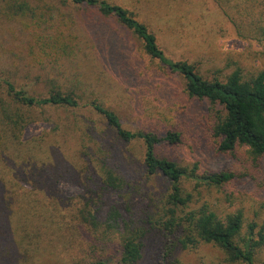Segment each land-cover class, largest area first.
<instances>
[{
	"label": "rangeland",
	"instance_id": "obj_1",
	"mask_svg": "<svg viewBox=\"0 0 264 264\" xmlns=\"http://www.w3.org/2000/svg\"><path fill=\"white\" fill-rule=\"evenodd\" d=\"M104 1L131 12L156 36L167 57L186 60L204 79L223 81L235 70L247 79L264 71V0L256 5L251 0ZM67 9L70 20L65 30L76 36L72 44L80 46L81 54L57 61L42 59L26 68L21 63L15 70L28 77L20 78L24 85L42 93L48 80L54 79L85 99L97 98L127 129L153 130L161 137L179 133V144L158 148L160 158L195 171L196 176L237 174L234 182L220 189L200 187L199 194L192 191L194 182H185V191L193 195L190 208L207 202L219 214L241 209L246 221L263 223L264 157L253 164L244 150L233 155L219 153V140L212 132L218 107L189 98L182 81L148 59L141 42L115 20L82 8ZM13 43L20 41L0 32V45ZM8 66L13 68L10 60ZM49 114L45 117L53 120L66 116L62 111ZM33 115L19 140L22 146L0 156V264H93L102 253L92 255L94 234L80 221L79 212L90 211L102 219L111 208L125 220L130 214L136 216L137 224L147 227L140 264H161L168 243L144 222L151 208L147 198L136 197L126 204L110 193L91 196L75 144L54 147L56 153L48 150L53 125L37 112ZM40 139L46 140L45 145H36ZM46 167L52 173H46ZM143 181L154 195H161L167 187L159 176H143ZM89 197L93 201L88 206ZM171 250L167 264H228L211 245L184 250L174 244ZM256 262L264 264V249Z\"/></svg>",
	"mask_w": 264,
	"mask_h": 264
},
{
	"label": "trees",
	"instance_id": "obj_2",
	"mask_svg": "<svg viewBox=\"0 0 264 264\" xmlns=\"http://www.w3.org/2000/svg\"><path fill=\"white\" fill-rule=\"evenodd\" d=\"M251 1L258 3V0ZM67 8H82L88 14L115 20L141 42L148 59L182 81L189 98L218 107L212 132L219 140V153L233 155L237 150H244L253 164L264 157V71L247 79L240 70L223 81L204 79L186 60L167 57L156 36L131 12L104 0H3L0 4V32L20 41L6 47L0 45L3 54L0 59V156L22 146L18 145L19 140L37 112L42 120L53 125L48 150L56 153L54 147L61 149L70 142L75 144L84 162L83 180L92 187L91 196L98 197L97 192L110 193L126 204H132L136 197L147 198L151 208L144 222L156 228L168 243L161 264L169 263L174 244L184 250L211 245L223 253L228 264H257V254L264 249V221L261 224L246 221L241 209L219 214L207 202L191 209L193 195L184 188L185 182L190 181L194 182L192 191L200 187L220 189L234 182L236 173L205 172L196 176L195 171L188 172L158 156L162 144L180 143L179 133L169 132L161 137L153 130L127 129L117 114L97 98L85 99L54 79L48 80L42 93L24 85L20 78L27 76L15 70L21 63L26 68L42 59L57 61L81 54L80 46L72 44L75 35L66 31L70 29L65 30L70 20ZM9 26L12 28L8 30ZM8 60L13 68L6 67ZM54 111L64 112L65 118L45 117ZM45 141L40 139L36 145L43 146ZM51 168L43 169L52 173ZM143 176H159L167 184L166 190L159 196L154 195L145 187ZM199 193L200 190L196 192ZM91 201L89 197L86 205ZM79 216L94 234L92 255L102 253L94 258L93 264L141 263L148 230L145 224H137L136 216L130 214L125 220L116 208H111L102 219L90 211H80ZM111 251L112 254L106 255Z\"/></svg>",
	"mask_w": 264,
	"mask_h": 264
}]
</instances>
